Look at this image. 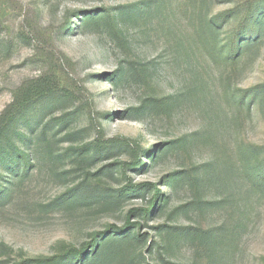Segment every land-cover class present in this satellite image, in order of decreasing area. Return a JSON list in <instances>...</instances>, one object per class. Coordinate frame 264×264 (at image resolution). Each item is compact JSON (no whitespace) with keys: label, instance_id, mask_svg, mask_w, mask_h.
Returning <instances> with one entry per match:
<instances>
[{"label":"rangeland","instance_id":"374dc122","mask_svg":"<svg viewBox=\"0 0 264 264\" xmlns=\"http://www.w3.org/2000/svg\"><path fill=\"white\" fill-rule=\"evenodd\" d=\"M147 1L154 6L150 20L117 16ZM204 2L212 17L232 13L221 30L223 45L247 10L256 9L264 27V0ZM194 6L178 0H0V117L45 76L54 77L59 93L72 95L38 107L43 126L68 117L62 129L50 125L51 152L36 142L42 127L34 124L25 127L28 142L19 145L30 159L28 174L17 178L0 168V186L8 191L0 203V264L51 257L89 243L111 225L123 227L130 211L147 209L155 197V189L121 195L130 183L152 184L159 200L149 217H132L147 241L128 246L109 264H264V200L248 196L240 171L241 152L264 151V107L255 104L248 113L234 105L242 92L264 85V30L234 64H213L193 45ZM104 14L117 16L116 37ZM152 99L169 106L150 109ZM113 140L138 149L140 169L127 168L133 159L123 147L92 159L98 146ZM175 176L180 181L169 185ZM82 189L87 198L79 197ZM239 224L238 236L213 258L159 230L230 234Z\"/></svg>","mask_w":264,"mask_h":264},{"label":"trees","instance_id":"16d2710c","mask_svg":"<svg viewBox=\"0 0 264 264\" xmlns=\"http://www.w3.org/2000/svg\"><path fill=\"white\" fill-rule=\"evenodd\" d=\"M179 2H193L195 4L192 9L193 29L195 31L194 47L204 52L207 58L218 65L234 64L241 56L250 51L262 38L264 27L260 23V13L256 9L246 11V15L241 19L238 27L232 33L231 38L226 45L220 41L221 30L225 23L230 19L231 12H226L222 15L210 16L204 7V0H178ZM152 6L150 1L142 4H135L122 8L120 14H117L123 20H150L152 17ZM100 15H95L92 18L93 24L99 22ZM114 14H104L102 19L107 21V27L113 36L117 35L119 24L114 22ZM116 16V17H117ZM135 71V68H131ZM58 96L62 100L64 98H71L72 95L62 94L58 91V83L52 76H45L38 80L35 84L27 87L21 91L14 99L0 117V168L3 170L9 169L16 177H25L31 167L29 156L19 148L21 142H28L24 138L23 130L25 127L31 128L42 127L40 137L36 142H40L51 152L54 141L50 140L49 134L54 128L62 129L68 125V117L62 116L59 119H54L43 126L38 114V107L50 97ZM255 104L264 107V85L252 88L249 91L242 92L239 97L234 98V105L240 112H250ZM169 106L168 101L157 103L152 99L149 103L150 109H166ZM145 108V107H144ZM54 138V136H52ZM127 149L133 159L127 168L140 169L139 165V151L132 148L128 141L113 140L109 144L98 146L93 160L100 158L103 154H112L114 150L120 148ZM30 151V150H28ZM242 164L240 165L241 177L246 182L248 196H255L259 200H264V151L260 152L258 148L250 147L247 151L241 152ZM15 167V168H12ZM109 169V168H107ZM109 171V170H108ZM188 176V180L191 179ZM180 181L179 176L171 179L169 185H176ZM1 183V182H0ZM150 189L154 190V199L151 201L147 209H135L130 211L123 227L116 225L109 226L102 232H97L92 236L89 243L81 247L62 248L59 253L51 257L27 259L15 264H109L110 261L120 256L128 246L141 245L147 241L146 234H141L140 224L132 222V217L139 216L141 218L149 217L156 207L158 202L159 190L153 188L150 183H144L138 186H133L131 183L120 193H136L139 195L145 194ZM88 190L82 189L78 192L80 198H87ZM8 198V191L2 189L0 186V203ZM243 227L239 224L234 231L229 234L222 232H213L203 230L201 228L193 227H179V228H162L166 234L175 237H181L184 241L189 242L201 251L211 252L212 258L218 255L228 243L230 239L238 236V229ZM163 229V230H162ZM167 229V230H166ZM228 234V236H227ZM155 245V243H154ZM172 264V263H165Z\"/></svg>","mask_w":264,"mask_h":264}]
</instances>
